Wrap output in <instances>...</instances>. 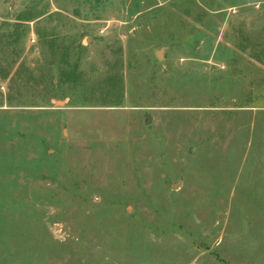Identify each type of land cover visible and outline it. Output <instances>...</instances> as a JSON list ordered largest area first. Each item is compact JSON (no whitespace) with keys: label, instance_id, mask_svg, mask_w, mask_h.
<instances>
[{"label":"rangeland","instance_id":"374dc122","mask_svg":"<svg viewBox=\"0 0 264 264\" xmlns=\"http://www.w3.org/2000/svg\"><path fill=\"white\" fill-rule=\"evenodd\" d=\"M0 264H264V0H0Z\"/></svg>","mask_w":264,"mask_h":264},{"label":"water","instance_id":"95a60500","mask_svg":"<svg viewBox=\"0 0 264 264\" xmlns=\"http://www.w3.org/2000/svg\"><path fill=\"white\" fill-rule=\"evenodd\" d=\"M157 56H158L159 58L161 57V53H160V51H158Z\"/></svg>","mask_w":264,"mask_h":264}]
</instances>
